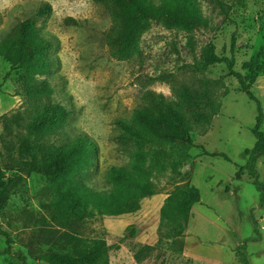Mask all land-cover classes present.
<instances>
[{
    "label": "rangeland",
    "instance_id": "374dc122",
    "mask_svg": "<svg viewBox=\"0 0 264 264\" xmlns=\"http://www.w3.org/2000/svg\"><path fill=\"white\" fill-rule=\"evenodd\" d=\"M45 2L52 5L51 11L38 15ZM192 2L203 21L195 30L150 19L131 52L116 57L107 42L115 24L109 4L0 0V40L25 19L36 20L40 34L51 42L53 62L51 71L40 77L53 86L52 99L72 111L65 129L72 136L86 132L98 144L96 164L84 176L59 182L32 174L11 194L0 215V228L10 233L14 251L27 253L30 244L45 242L42 230L51 228L57 230L55 241L42 247L71 250L68 235L73 232H83V239L100 236L111 246L109 264H239V250L250 264H264L262 191L247 171L236 178L239 166L248 160L245 150L257 141L252 131L257 103L239 89L225 63L210 66L204 74L191 69L202 63L212 42L219 55L234 57L235 69L247 74L244 64L264 48V0ZM10 66L0 55V169L7 173L40 157L34 144V119L25 96L18 92L22 70L7 77ZM201 80L218 81V107L208 122H193L194 145L123 137L117 122L133 123V110L144 105L146 92L174 98V86ZM252 90L264 110V71ZM204 149L224 153L230 160L207 155ZM138 165L144 170L143 181L155 189L154 195L140 200L139 209L112 215L89 198L83 204L84 218L73 221L75 228L53 221L51 204L61 193L82 182L94 191H109L113 184L106 172L111 166L138 171ZM257 168L264 183V157ZM188 185L199 188L201 202L188 215L163 219L165 198ZM6 247V237L0 234V250ZM29 263L45 264L31 256ZM0 264L15 263L3 253Z\"/></svg>",
    "mask_w": 264,
    "mask_h": 264
},
{
    "label": "trees",
    "instance_id": "16d2710c",
    "mask_svg": "<svg viewBox=\"0 0 264 264\" xmlns=\"http://www.w3.org/2000/svg\"><path fill=\"white\" fill-rule=\"evenodd\" d=\"M95 1L109 4L111 7L115 24L107 34V42L111 46V54L116 57L131 52L143 24L150 19L182 25L189 30H195L203 23L192 0ZM51 9L50 3H41L38 15H45ZM50 47L51 42L40 34L34 18H27L18 23L11 33L0 40V55L11 65L7 77L14 71L22 70V89L18 92L25 96L28 111L34 119V144L40 152V157L28 166L11 173L0 169V215L4 214L11 194L32 174H40L61 182L67 177L84 176L96 164L97 142L86 132L79 131L72 136L66 131L65 126L72 111L52 99L53 86L47 78L40 77L52 69ZM216 63H225L228 75L237 78L239 89L257 103L258 114L252 129L257 141L252 148L245 150L248 160L245 165L239 166L236 178L241 179L247 171L256 187L262 191V201H264V183L259 179L257 168L258 160L264 157L262 130L264 110L252 90L259 74L264 71V48L254 52L250 60L244 64V68L248 71L244 74L235 69L234 57L219 55L215 44L209 42L202 63L194 64L191 69L204 74ZM217 82L212 80H201L198 84L180 82L178 86H174V98L152 90L146 92L143 96L144 105L133 110V123L124 120L117 122L125 132L123 137L136 138L141 142L159 140L194 145L191 133L193 122H208L217 111L215 99ZM204 153L230 160L224 153L209 152L205 149ZM137 167L138 171L111 166L106 172L107 179L113 184V188L109 191L97 192L82 182L75 188L61 193L51 204L53 221L64 227L70 225L75 228L73 221L84 218L82 208L89 198L109 210L112 215L139 209L140 200L154 195L155 189L151 182L143 181V167L141 165ZM200 202L199 188L194 185L178 187L165 198L161 217L168 219L183 214L188 215L194 205ZM42 231L45 242L39 245L30 244L28 252L25 253L23 250L14 251L10 233L0 228V234L6 237L7 243V247L4 251L0 250V254H8L15 264H30V256L45 264H109L111 246L100 236L83 239L82 237L85 236L83 232H73L75 235H68L73 246L71 250H66L65 246L57 249L42 247L49 246V243L55 241L57 230L43 228ZM136 258L139 259L137 255ZM238 260L239 264H250L247 254L241 250L238 251Z\"/></svg>",
    "mask_w": 264,
    "mask_h": 264
}]
</instances>
